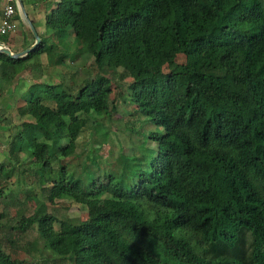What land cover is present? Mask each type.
Segmentation results:
<instances>
[{"label":"trees","instance_id":"trees-1","mask_svg":"<svg viewBox=\"0 0 264 264\" xmlns=\"http://www.w3.org/2000/svg\"><path fill=\"white\" fill-rule=\"evenodd\" d=\"M42 1L47 28L70 29L94 66L118 70L156 147L141 160L120 155L117 175L99 176L88 159L75 176L61 158L84 114L114 112L109 78L75 94L29 85L0 192L22 165L34 201L66 197L85 217L36 210L18 216V230L34 227L42 249L69 264H264V0ZM42 51L40 39L21 57L0 52V92ZM9 244L0 264H15Z\"/></svg>","mask_w":264,"mask_h":264},{"label":"rangeland","instance_id":"rangeland-1","mask_svg":"<svg viewBox=\"0 0 264 264\" xmlns=\"http://www.w3.org/2000/svg\"><path fill=\"white\" fill-rule=\"evenodd\" d=\"M32 1L36 3L37 13L43 12L45 16V3L42 0ZM23 21L27 25L24 18ZM44 27L51 30L45 24ZM45 42L49 58L59 59L60 62H55L54 59L50 63L46 62L43 54L35 56L31 62H25L16 70L12 85L0 92V126L6 127L0 130V164H8V143L21 121L26 120V117L17 115L16 107L23 104L24 93L29 85L55 84L75 94L81 84L96 74L109 78L113 95L115 94V110L109 118L94 112L84 114L86 124L78 133L75 150L61 158V162L75 176L82 175L81 166L88 159L94 160L95 163L90 165L91 171L99 176L108 173L117 175L121 171L120 155L127 156L130 161L131 158L141 160L146 150L154 152L156 143L149 140L147 134L155 126L142 119L136 105L129 98L127 82L119 79L118 70L94 66L92 57L74 42L70 29L64 32L54 29L53 35ZM182 61L183 57L180 55L175 58V63ZM171 67L173 66H169ZM166 69L165 67L164 70ZM5 103L10 106L8 109L4 107ZM23 167H16L7 187L0 192V246L8 247L11 241L16 240L17 247L11 252L15 264H69L66 260L54 261L52 255L42 249V241L34 227L18 230V216L41 210L53 214L59 220L82 219L85 211L66 197L55 200L53 204L43 198L34 201L30 196L32 192H25L35 190L34 181L21 175ZM89 182L90 179L85 177L84 183L87 185Z\"/></svg>","mask_w":264,"mask_h":264},{"label":"crops","instance_id":"crops-1","mask_svg":"<svg viewBox=\"0 0 264 264\" xmlns=\"http://www.w3.org/2000/svg\"><path fill=\"white\" fill-rule=\"evenodd\" d=\"M21 3L23 5L27 19L31 22L34 30L39 36V39H41L43 42V51L39 55L43 54L46 58V62L50 63L54 58H49L48 45H46L45 40L50 38L54 32L53 30L45 29L43 22L44 13H37L35 2H33L32 0H21ZM3 4L4 0H0V9ZM13 21L15 23L14 29L9 31L5 35H0V45L7 47L12 53L23 50L24 48L31 45L34 41L29 27L24 23L23 18L18 13V11H16L13 17ZM33 57L29 58L25 62H31ZM54 61L60 62L59 59H54Z\"/></svg>","mask_w":264,"mask_h":264},{"label":"built area","instance_id":"built-area-1","mask_svg":"<svg viewBox=\"0 0 264 264\" xmlns=\"http://www.w3.org/2000/svg\"><path fill=\"white\" fill-rule=\"evenodd\" d=\"M16 11L17 7L14 0H4V4L0 9V35H5L14 29L13 17Z\"/></svg>","mask_w":264,"mask_h":264},{"label":"water","instance_id":"water-1","mask_svg":"<svg viewBox=\"0 0 264 264\" xmlns=\"http://www.w3.org/2000/svg\"><path fill=\"white\" fill-rule=\"evenodd\" d=\"M16 3V7H17V11L20 13V15L24 18V20L26 21L32 36H33V43L31 45H29L28 47L24 48L23 50L19 51V52H10L9 49L3 45H0V52L6 54L7 56L11 57V58H17V57H21L24 56L26 53H28L29 51H31L39 42V36L37 35L36 31L34 30L31 22L27 19L23 5L21 3V0H14Z\"/></svg>","mask_w":264,"mask_h":264}]
</instances>
